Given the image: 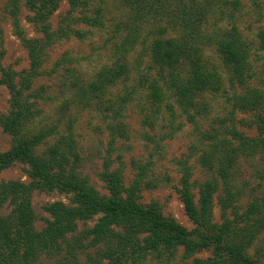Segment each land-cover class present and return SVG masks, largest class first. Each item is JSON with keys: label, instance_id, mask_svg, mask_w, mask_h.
<instances>
[{"label": "trees", "instance_id": "16d2710c", "mask_svg": "<svg viewBox=\"0 0 264 264\" xmlns=\"http://www.w3.org/2000/svg\"><path fill=\"white\" fill-rule=\"evenodd\" d=\"M242 1L121 0L131 16L128 23H134V27L126 25L127 40L113 43L114 47L109 49L111 60L89 80L80 79L72 69H64L68 57L50 69L45 64L54 45L72 38L84 41L88 29L105 28V9L96 4L99 0H68L70 11L57 28L52 26L51 18L60 9L62 0H26L31 13L29 23L38 37L25 35L18 19V4L13 3L14 30L27 51L29 68L21 71L0 68V86L10 95L9 112L1 124L12 137L10 150L0 152V171L22 163L28 166L33 181L28 185L19 181L0 183V264H40L41 255L52 256L61 251L63 241L78 232L80 223L97 216L94 226L82 234V240H89L90 246L104 247L97 264H146L159 260H165L164 264H264L248 255V250L264 232V198L252 201L238 212L234 205L239 195L233 193L230 182L232 168L240 155L247 152L253 155L264 148V117L256 120L257 138L244 136L234 125L236 113L256 111L264 105V89L248 85L254 78L253 46L246 41L239 26L232 23ZM150 24L156 25L151 56L170 71L166 89L175 90L174 100L190 121H194L191 110L202 112L198 110L197 100L208 93L220 92L224 86L222 72L209 61L208 51L218 53L221 65L230 73V84L238 83L243 90L232 99L231 113L218 118L217 127L212 126L202 134L205 144L210 143V151H203L202 163L216 167L217 176L223 180L220 223L213 221L212 214L219 178L205 181L196 201L192 173L188 167L184 168L179 196L194 224L191 231L166 217L157 202H142L141 179L126 185L123 173L111 171L108 164L101 177L109 195H101L78 171L81 159L72 127L65 135L60 132L59 123L42 127L39 124L44 116L41 106L51 99L46 94L47 85L35 89L33 86L42 77L60 79L61 71L65 70L69 77L61 83V93L64 95V88L70 95L64 100L67 103L58 105L60 112L64 113L71 102L94 104L99 110L113 114L108 125L113 143L127 136L122 122L134 98L132 94L121 95L114 90L130 74L127 59L138 43V34ZM258 36V50L264 54V31ZM161 96L157 89L155 101H160ZM51 141L53 145H49ZM46 145L48 149L39 154L37 149ZM34 190L58 191L71 196L69 204L57 201L45 207L51 220L41 231L35 227L31 203ZM7 203L12 207L11 213L2 215L1 210ZM231 208L233 218L229 217ZM178 251L182 256L176 261ZM202 252H210L211 256L194 259ZM65 260L78 264L75 255Z\"/></svg>", "mask_w": 264, "mask_h": 264}, {"label": "rangeland", "instance_id": "374dc122", "mask_svg": "<svg viewBox=\"0 0 264 264\" xmlns=\"http://www.w3.org/2000/svg\"><path fill=\"white\" fill-rule=\"evenodd\" d=\"M15 1L18 4V19L25 35L27 37L39 35L29 23L31 13L26 7V0H0V68L21 71L29 68V58L14 30L11 8ZM96 4L105 9V28L88 29V37L84 41L72 38L54 45L49 51L45 68L50 69L57 61L68 57L64 69H72L80 79L89 80L111 60L109 49L114 47L113 43L127 40L129 28L126 25L129 24L128 18L131 16L121 0H99ZM69 11L68 0H62L60 9L51 18L52 26L57 28ZM234 22L239 26L246 41L253 46L251 62L254 78L248 81V85L263 90L264 54L258 50L260 49L258 35L260 31H264V0H243L241 9L234 14L232 23ZM228 24L230 26V22ZM129 27H134V23L129 24ZM155 28L156 25H147L145 30L142 29L138 34L139 44L137 43L127 59L130 74L114 90L121 95L132 94L134 98L127 106L122 122L127 136L113 143L108 129L111 122L109 116L113 114L99 110L94 104L71 102L68 104L69 108L65 107L64 113L60 112L58 105L66 102L65 98L70 95L69 90L64 88V95L61 93V83L69 77L65 70L60 73L61 82L60 79L42 77L33 86L35 89L40 85H47L46 94L51 99L41 106L44 116L39 120V124L42 127L54 122L59 123L58 128L62 134L72 127L81 159L78 171L81 176L88 178L90 185L101 195H109L101 177L105 165L108 164L111 171L118 170L123 173L126 185L141 179L142 202L144 204L157 202L166 217L175 219L191 231L194 224L186 215L179 196L184 168L188 167L192 173L191 181L194 183L193 193L196 201L199 199L201 185L207 180L219 178L217 181L220 186L213 196L212 214L213 221L220 223L222 220L220 199L224 196L223 180L217 176L216 167H206L202 163V154L210 151V143L205 144L202 134L210 131L212 126L217 127L218 118H224L231 113L232 99L243 90L238 83L230 84V73L221 65L218 53H214V50L208 51L209 61L222 72L224 86L220 92L208 93L197 100L198 110L202 111V114L191 110L194 121H190L188 115L174 100L175 90L170 89L169 92L166 89V81L171 78L170 71L156 63L151 56L150 45L155 37ZM157 89L162 93L160 101H155L153 97ZM113 98L112 95V100ZM9 100L8 90L0 86V152H7L12 146V137L3 130L1 124L2 118L9 112ZM260 116L264 117V105L256 111L236 113L234 120L236 130L246 137L257 138L256 120ZM53 142L51 141L49 145H53ZM47 149L46 145L37 149V152L41 154ZM213 163L216 166L215 160ZM28 171L27 165L14 163L0 171V183L19 181L28 185L33 181ZM230 178L233 193L239 195L234 205L238 212L252 201L264 198V148H260L253 155H249L248 152L240 155L232 168ZM70 200V195L58 191L34 190L31 194V203L36 229L41 231L47 221L51 220L45 211L47 205L57 201L69 204ZM11 210V205L7 203L1 214L9 215ZM233 211L232 208L229 210L230 218H233ZM98 217L80 223L78 232L69 235L67 240L63 241L61 251L53 253L52 256L41 255L39 263L70 264L65 259H71V256L75 255L78 264H97L104 247L90 246L89 240H82V234L94 226ZM248 255L253 260L264 263V232L248 250ZM181 256L182 252L178 251L176 261H179ZM210 256V252H202L195 255L194 259L203 260ZM149 262L146 264H164L165 260Z\"/></svg>", "mask_w": 264, "mask_h": 264}]
</instances>
